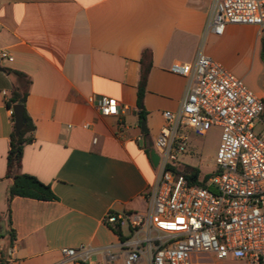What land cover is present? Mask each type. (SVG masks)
<instances>
[{
    "label": "crops",
    "instance_id": "1",
    "mask_svg": "<svg viewBox=\"0 0 264 264\" xmlns=\"http://www.w3.org/2000/svg\"><path fill=\"white\" fill-rule=\"evenodd\" d=\"M212 3L0 0V49L14 58L0 63L6 70L0 72V264H73L61 250L81 246L87 262L125 264L124 241L106 217H130L148 207L146 193L160 172L146 143H154L166 125L164 113L177 112L187 93L188 78L173 73V66L192 64L200 52L215 60L211 43L229 41L234 33L242 34L239 43L249 53L261 49L262 35L253 26H228L223 36L205 37ZM146 50L152 61L144 99L149 139L141 130L137 96ZM7 70L32 82L26 110L36 129L22 173L56 196L16 197L10 214L6 170L14 124L7 98L20 79ZM92 97L116 100L119 114L103 116ZM121 230L128 240V224ZM207 259L228 260L204 255L194 263Z\"/></svg>",
    "mask_w": 264,
    "mask_h": 264
},
{
    "label": "built area",
    "instance_id": "2",
    "mask_svg": "<svg viewBox=\"0 0 264 264\" xmlns=\"http://www.w3.org/2000/svg\"><path fill=\"white\" fill-rule=\"evenodd\" d=\"M228 26H253L264 34V0H213L205 37L223 36ZM13 61L8 49H0V63ZM172 72L188 78L187 93L177 112L164 113L166 125L153 143L160 173L146 193L148 207L130 217H106L112 228L129 226L125 264H195L204 255L264 264V134L254 133L264 122V98L203 52ZM89 101L103 116L120 112L114 99ZM212 126L222 129L216 169L203 184H191L181 164L186 132L204 136ZM85 252L84 246L61 250L73 264H93Z\"/></svg>",
    "mask_w": 264,
    "mask_h": 264
},
{
    "label": "trees",
    "instance_id": "3",
    "mask_svg": "<svg viewBox=\"0 0 264 264\" xmlns=\"http://www.w3.org/2000/svg\"><path fill=\"white\" fill-rule=\"evenodd\" d=\"M261 59L264 62V34L261 37ZM152 68V61L148 50L144 51L142 59L140 60V74L137 86L138 108L140 109L139 121L146 120V111L144 109V99L147 91V84L149 80L150 71ZM8 74L14 73L20 79V85L13 91L9 101L7 102L8 109H13L16 105H21L24 108V126L19 136L15 133V119L12 116L14 124V131L10 137V151L7 158L6 178L12 180V184L7 191V212L10 214L11 202L16 197L29 198L40 201H54L56 196L53 194L49 185L42 183L35 176L22 173V160L24 156L25 147L31 144L34 140L35 125L26 110V102L30 93L32 82L25 74L12 72L7 70ZM264 120V115H263ZM144 137L149 139V135ZM150 147L146 143V153L149 155ZM186 179L191 184H203L210 175L201 176V172L197 168L190 166L184 167ZM112 230L125 241L121 226L112 228ZM11 233L12 230H11Z\"/></svg>",
    "mask_w": 264,
    "mask_h": 264
},
{
    "label": "rangeland",
    "instance_id": "4",
    "mask_svg": "<svg viewBox=\"0 0 264 264\" xmlns=\"http://www.w3.org/2000/svg\"><path fill=\"white\" fill-rule=\"evenodd\" d=\"M252 36L254 39L256 38V34ZM240 38H242V34L234 33L229 41L211 43L215 48L214 59L230 73L242 79L245 85L258 97L264 98V62L261 59V49H259L257 55L254 52L249 53L245 45L239 43ZM254 133L258 136L264 134V122L256 124ZM186 134L188 137L187 153L182 158V166L199 169L202 177L205 175L211 176L216 169L222 129L218 126H212L204 136H198L191 130H187ZM124 231L127 233L126 227ZM204 264L244 263L231 259L226 261L207 259Z\"/></svg>",
    "mask_w": 264,
    "mask_h": 264
},
{
    "label": "water",
    "instance_id": "5",
    "mask_svg": "<svg viewBox=\"0 0 264 264\" xmlns=\"http://www.w3.org/2000/svg\"><path fill=\"white\" fill-rule=\"evenodd\" d=\"M0 72H6V70L0 66ZM13 112L15 119V133L17 136H19L24 126V108L21 105H16L13 107ZM141 130L144 134H148L145 120L141 122ZM149 147H150L149 158L154 168H158L160 162V156L158 155L152 142L149 143Z\"/></svg>",
    "mask_w": 264,
    "mask_h": 264
}]
</instances>
